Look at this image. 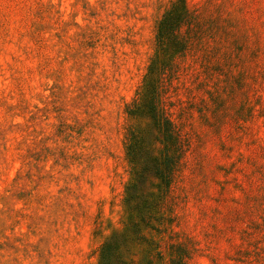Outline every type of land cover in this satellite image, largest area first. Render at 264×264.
<instances>
[{
	"label": "rangeland",
	"instance_id": "374dc122",
	"mask_svg": "<svg viewBox=\"0 0 264 264\" xmlns=\"http://www.w3.org/2000/svg\"><path fill=\"white\" fill-rule=\"evenodd\" d=\"M177 1L0 0V264H98L139 222L127 146L152 126L127 110L153 78L172 174L137 194L128 264H264V0H181L148 79Z\"/></svg>",
	"mask_w": 264,
	"mask_h": 264
},
{
	"label": "trees",
	"instance_id": "16d2710c",
	"mask_svg": "<svg viewBox=\"0 0 264 264\" xmlns=\"http://www.w3.org/2000/svg\"><path fill=\"white\" fill-rule=\"evenodd\" d=\"M182 3L178 0L167 8L160 19L157 21L155 29L156 49L148 66L147 77L157 75L156 60L159 56L160 48L164 47L170 39L171 34L180 25L183 13L179 10ZM154 79V78H153ZM153 79L145 82V102L141 106H129L127 113L129 115H148L150 118L151 132L148 138L141 137L140 141L133 137V141L128 144L127 152L135 166H138L135 172L134 181L127 187L124 198L126 211L129 214L136 212L141 215L139 222L129 216V224L122 232L114 231L110 237L105 240L98 250V264H128L127 247L133 237L139 235L143 227L149 226L146 213H142L143 196H138L139 190L145 191L147 186L152 185L151 179L159 181V187L167 188L170 184L172 174L171 157L167 153V146L173 138L172 124L170 120L156 108L153 101L155 95V83ZM154 142L161 143L163 148H154L150 144ZM142 209V210H141ZM171 264H178L174 259L170 260Z\"/></svg>",
	"mask_w": 264,
	"mask_h": 264
}]
</instances>
